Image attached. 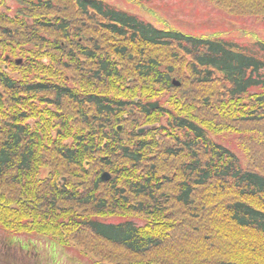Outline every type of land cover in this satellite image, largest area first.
Segmentation results:
<instances>
[{"label":"trees","instance_id":"obj_1","mask_svg":"<svg viewBox=\"0 0 264 264\" xmlns=\"http://www.w3.org/2000/svg\"><path fill=\"white\" fill-rule=\"evenodd\" d=\"M9 1L0 230L96 263L264 264V40L158 29L103 0ZM206 1L264 23V0Z\"/></svg>","mask_w":264,"mask_h":264},{"label":"rangeland","instance_id":"obj_2","mask_svg":"<svg viewBox=\"0 0 264 264\" xmlns=\"http://www.w3.org/2000/svg\"><path fill=\"white\" fill-rule=\"evenodd\" d=\"M103 1L158 29H163L159 21L166 20L175 29L195 37L223 33L227 40L244 46L264 40L262 20L249 19L245 22L233 18L206 0H152L145 8L131 0ZM247 31L251 32L250 36ZM215 140L234 151L244 162L247 161L238 137L222 135ZM96 261L76 247H62L47 237L13 236L0 230V264H96Z\"/></svg>","mask_w":264,"mask_h":264},{"label":"water","instance_id":"obj_3","mask_svg":"<svg viewBox=\"0 0 264 264\" xmlns=\"http://www.w3.org/2000/svg\"><path fill=\"white\" fill-rule=\"evenodd\" d=\"M173 84H174V86H176V87H179V86H180V83L177 82V81H173ZM148 107H150L152 110H156V109L159 108V102H156V103H150V104H148ZM140 132H143V131L141 130ZM101 179H102V181H104V182H108V181L111 180V176H110L108 173H104V174L102 175V178H101Z\"/></svg>","mask_w":264,"mask_h":264}]
</instances>
